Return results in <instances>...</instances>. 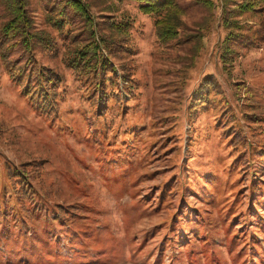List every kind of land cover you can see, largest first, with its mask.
Listing matches in <instances>:
<instances>
[{
	"label": "rangeland",
	"instance_id": "374dc122",
	"mask_svg": "<svg viewBox=\"0 0 264 264\" xmlns=\"http://www.w3.org/2000/svg\"><path fill=\"white\" fill-rule=\"evenodd\" d=\"M80 1L28 0L31 48L1 45L0 264H264V5L177 0L162 43L139 2Z\"/></svg>",
	"mask_w": 264,
	"mask_h": 264
},
{
	"label": "trees",
	"instance_id": "16d2710c",
	"mask_svg": "<svg viewBox=\"0 0 264 264\" xmlns=\"http://www.w3.org/2000/svg\"><path fill=\"white\" fill-rule=\"evenodd\" d=\"M9 15V18L0 27V51L3 39L9 38L11 36L19 35L24 45L27 48H31V40L36 37V33L33 32V20L28 12V0H2ZM74 9L79 11L86 21L91 22V17L86 9V7L81 3L80 0H66ZM124 1V0H118ZM139 2V9L145 14H155V35L159 41L162 43H167L171 40L176 39L180 34V24L181 17L184 14V9L177 2V0H131ZM264 5V0H244L240 7L245 10H256ZM64 9H62L61 17L56 22H61L64 19ZM115 28L117 30H124V25L121 23H116ZM94 36V28L92 27ZM95 44L82 45L75 48L72 51L71 56L68 58V62L71 63L72 67L78 70H82L84 67H94L92 64V59L95 56L97 61L102 66H106L105 57L101 44H105V39L100 37H95ZM2 58L4 62L7 63L6 54L2 53ZM225 55L222 56L224 59ZM5 63V64H6ZM84 65V66H83ZM49 78V75H48ZM52 82V79L49 80ZM213 84L209 80L205 81ZM101 83L99 82V85ZM214 86V84H213Z\"/></svg>",
	"mask_w": 264,
	"mask_h": 264
}]
</instances>
